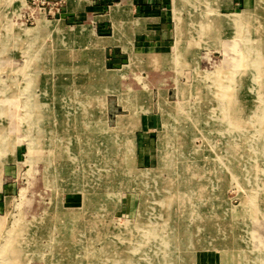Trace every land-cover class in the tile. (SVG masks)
Masks as SVG:
<instances>
[{"label":"rangeland","instance_id":"obj_1","mask_svg":"<svg viewBox=\"0 0 264 264\" xmlns=\"http://www.w3.org/2000/svg\"><path fill=\"white\" fill-rule=\"evenodd\" d=\"M242 1L173 0L185 36L146 68L0 0V264H264V0Z\"/></svg>","mask_w":264,"mask_h":264},{"label":"crops","instance_id":"obj_2","mask_svg":"<svg viewBox=\"0 0 264 264\" xmlns=\"http://www.w3.org/2000/svg\"><path fill=\"white\" fill-rule=\"evenodd\" d=\"M105 1L108 10L107 12L102 13L100 11V8L102 7L88 6L91 4V0H84L79 6L66 0L63 6V12L60 15L61 19H64V21H73L74 19L81 20V22L83 21L82 24L74 26L91 25L93 36L97 41H101L102 43L100 49L101 54L105 51L103 60L105 64L110 63V61L114 64L121 62L120 58L123 56L122 52L126 51L130 54V60L137 63L139 61L137 60L138 56L145 53L148 56V61L145 66H147L146 68H149V66H152L156 61V57L160 55L159 52L167 49L173 44V41H170L172 33H174L176 42L178 39L185 36H177L174 23L173 0ZM114 1H117V3L109 6V3ZM235 1L243 2L242 0ZM103 2L104 0H94L95 5L99 3L103 4ZM112 6H118V12L115 13L113 17L111 16ZM186 26L189 25L187 24ZM89 40L91 41V39ZM134 52L137 54H134ZM107 70L121 71L123 69L105 68V71ZM160 91L162 90L158 91V96ZM150 111L151 109L145 111V113H149ZM135 122L136 123L131 124L133 125L132 127H134V129L140 128L141 121H138V116ZM134 151L136 160L138 155L141 156V153H137L136 147H134Z\"/></svg>","mask_w":264,"mask_h":264},{"label":"built area","instance_id":"obj_3","mask_svg":"<svg viewBox=\"0 0 264 264\" xmlns=\"http://www.w3.org/2000/svg\"><path fill=\"white\" fill-rule=\"evenodd\" d=\"M25 11H31L34 15L43 17L61 15L66 0H23Z\"/></svg>","mask_w":264,"mask_h":264},{"label":"bare ground","instance_id":"obj_4","mask_svg":"<svg viewBox=\"0 0 264 264\" xmlns=\"http://www.w3.org/2000/svg\"><path fill=\"white\" fill-rule=\"evenodd\" d=\"M12 2H14V3H16L15 5L16 6H18L19 5V7L20 6H24V3L22 2L23 0H11ZM70 2H74L76 5H79V4H81V1L82 0H69ZM22 8V7H21ZM180 10V9H179ZM113 12V11H112ZM114 13H117V11L116 12H114ZM178 13V12H177ZM182 13V12H181ZM112 15V14H111ZM241 15V14H240ZM36 16V15H35ZM38 20H39V18H38ZM40 21V20H39ZM46 24H48V22H46V23H44V22H42V25L44 26V25H46ZM39 30V29H38ZM61 30V29H60ZM33 31V30H32ZM69 31V30H68ZM85 30H84V28L83 27H79V28H74V29H70V31L69 32H71L73 35H79V34H81V33H83ZM40 32V31H39ZM22 33V32H21ZM61 33V32H60ZM28 34V33H27ZM34 34V33H33ZM65 35V34H64ZM70 37V36H69ZM66 39V38H65ZM70 39H71V37H70ZM2 41V40H1ZM261 52V51H260ZM243 58V57H242ZM244 60V59H243ZM34 61V60H33ZM247 61V60H246ZM31 64V63H30ZM33 65V64H32ZM240 65V67H241V64H239ZM34 66V65H33ZM27 67V66H26ZM237 67V66H236ZM23 70V69H22ZM239 70V69H238ZM233 73V72H232ZM260 183V182H259ZM15 245V244H14Z\"/></svg>","mask_w":264,"mask_h":264}]
</instances>
